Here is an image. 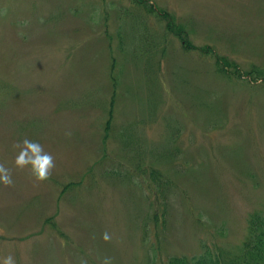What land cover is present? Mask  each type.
I'll return each mask as SVG.
<instances>
[{
	"label": "rangeland",
	"instance_id": "obj_1",
	"mask_svg": "<svg viewBox=\"0 0 264 264\" xmlns=\"http://www.w3.org/2000/svg\"><path fill=\"white\" fill-rule=\"evenodd\" d=\"M150 1L192 44L243 73L264 68V0ZM146 35L164 39L147 45ZM24 138L54 157L49 180L15 168ZM0 163L14 181L0 185V261L236 252L248 214L264 213V79L219 73L129 0H0ZM150 165L170 180L158 188L168 209L159 240L142 226L156 200Z\"/></svg>",
	"mask_w": 264,
	"mask_h": 264
},
{
	"label": "trees",
	"instance_id": "obj_2",
	"mask_svg": "<svg viewBox=\"0 0 264 264\" xmlns=\"http://www.w3.org/2000/svg\"><path fill=\"white\" fill-rule=\"evenodd\" d=\"M132 5L143 9L147 13H154L164 23V32L171 33L179 40L183 49L186 51L197 50L206 55L213 56L217 71L221 74H227L228 76L242 77L243 75H253L254 79H264V68H254L249 72L243 73L237 70L236 64L228 61L224 57L217 55L213 48L209 44L196 46L192 44L188 38L189 29L187 30L184 25L176 21L175 16L164 8H159L153 4L150 0H129ZM144 32L143 29L138 31ZM122 37L120 36L119 39ZM164 37H156L146 35L145 40L142 42L147 45H154L160 41H163ZM232 68L233 70L231 71ZM113 81V86L116 81V76L112 72L109 75ZM261 76V77H259ZM114 94L112 97L114 98ZM113 100L108 102L106 112L108 111V118L105 119V132L108 131L112 121ZM107 137L106 134L103 135ZM149 170V182L156 184V189L152 191V194L156 196V200L153 202V208L148 212L146 220L143 222L144 234L149 236L153 231L156 240L160 239L159 234L166 229L168 209L165 204H162L163 191L168 183L167 178H164L163 174H160L159 170L153 165H150ZM167 179V180H166ZM170 181V180H169ZM159 186V187H158ZM162 188L163 191L158 190ZM160 230V231H159ZM165 233V232H164ZM163 233V235H164ZM145 237V238H146ZM159 237V238H158ZM157 243L150 242V249L154 253L157 252ZM168 264H264V213L262 211L250 212L247 216L246 232L243 241L239 249L236 252H229L226 249L218 247L217 250H207L201 254L186 257L185 255L177 256L173 255L168 258Z\"/></svg>",
	"mask_w": 264,
	"mask_h": 264
},
{
	"label": "clouds",
	"instance_id": "obj_3",
	"mask_svg": "<svg viewBox=\"0 0 264 264\" xmlns=\"http://www.w3.org/2000/svg\"><path fill=\"white\" fill-rule=\"evenodd\" d=\"M14 147L19 151L15 155L14 166L17 170L27 169L37 183H42L51 178L52 170L55 168V160L52 154L45 152L43 146L37 142L24 138ZM14 184L10 170L0 163V185L11 187ZM102 239L107 242L111 240L108 232L102 234ZM0 264H16L13 255H7L0 261ZM86 264V261H81ZM101 264H112L110 257H105Z\"/></svg>",
	"mask_w": 264,
	"mask_h": 264
}]
</instances>
